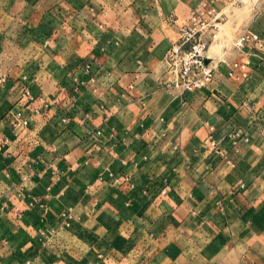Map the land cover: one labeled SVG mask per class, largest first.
I'll use <instances>...</instances> for the list:
<instances>
[{"label":"crops","instance_id":"1","mask_svg":"<svg viewBox=\"0 0 264 264\" xmlns=\"http://www.w3.org/2000/svg\"><path fill=\"white\" fill-rule=\"evenodd\" d=\"M242 3L0 0V264H264V49L224 45L264 34V0ZM207 4L224 16L207 56L249 77L220 64L203 90L165 86Z\"/></svg>","mask_w":264,"mask_h":264},{"label":"built area","instance_id":"2","mask_svg":"<svg viewBox=\"0 0 264 264\" xmlns=\"http://www.w3.org/2000/svg\"><path fill=\"white\" fill-rule=\"evenodd\" d=\"M224 21V16L214 9L212 5L207 4L202 7V11L193 14V22L185 25L178 30L177 39L167 49L163 60L166 65L161 83L165 86H172L182 92H194L205 89L213 80L220 64L228 68V76L233 75L240 80H246L249 75L247 68L249 60L243 62L233 61L228 63L224 57L217 60L210 59L207 56L210 40L213 33L216 32ZM262 51L264 49V34L259 35L251 31H245L234 41L233 48L238 55L244 53L245 48ZM207 61V62H206ZM81 74L83 79L74 77L73 89L77 90L84 87L88 82L93 81L90 64H85ZM5 82V77L0 76V85ZM132 88V85L129 86ZM64 91V90H62ZM25 97L30 101L40 103L42 109L48 107V102L43 97L33 98L29 91H24ZM54 101L58 98L54 97ZM40 109H34L29 115L25 116L21 111L13 115L14 126L19 124L22 127H28L33 119L39 115ZM7 139L0 142V151L7 145ZM164 193V191H163ZM64 225L69 226L70 215L64 213Z\"/></svg>","mask_w":264,"mask_h":264},{"label":"rangeland","instance_id":"3","mask_svg":"<svg viewBox=\"0 0 264 264\" xmlns=\"http://www.w3.org/2000/svg\"><path fill=\"white\" fill-rule=\"evenodd\" d=\"M255 2H256V0H253V1H252V0H244V3H242L241 5H238V4L236 5V4H235V6H233L234 8H233L232 10H233L234 13H235V12H237L238 9L243 8V7H247V8H248L247 11H249V10H251L252 5H254ZM239 6H241V7H239ZM247 11H246V12H247ZM221 29H222V25H220L219 28H218V30H217L218 32H217V34H216V37H218V38L221 37L220 34H219L220 31H221ZM172 37H173V38H176V36H175L174 34H172ZM214 37H215V35H214ZM235 39H236V38L233 37V39H231L230 41H228V42L226 41V43H224V45L229 46V47H230V46L233 47ZM218 50H219V49H218ZM219 52H220V51H219ZM219 52L217 51V53H219Z\"/></svg>","mask_w":264,"mask_h":264},{"label":"water","instance_id":"4","mask_svg":"<svg viewBox=\"0 0 264 264\" xmlns=\"http://www.w3.org/2000/svg\"><path fill=\"white\" fill-rule=\"evenodd\" d=\"M207 62V61H206Z\"/></svg>","mask_w":264,"mask_h":264}]
</instances>
